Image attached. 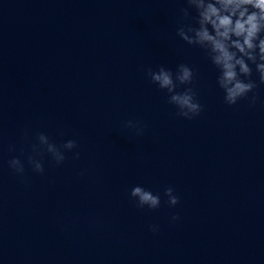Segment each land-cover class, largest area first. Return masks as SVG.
I'll return each mask as SVG.
<instances>
[{
	"label": "clouds",
	"instance_id": "clouds-1",
	"mask_svg": "<svg viewBox=\"0 0 264 264\" xmlns=\"http://www.w3.org/2000/svg\"><path fill=\"white\" fill-rule=\"evenodd\" d=\"M185 3L187 7L181 9L183 20L194 23H182L176 34L186 44L202 49L218 70L216 84L223 91L227 105L232 106L241 99L249 98V93L253 94L249 98L250 103L255 105V90L259 85H264V0H185ZM190 10L195 11L194 17ZM254 71L257 79L252 78ZM145 72L151 83L166 91L168 103L175 106L178 117L191 120L203 111L197 91L192 86L196 74L188 64L177 65L175 72L163 65L156 70L148 67ZM180 86H185L183 91L177 90ZM124 126L135 128L137 135L143 134L146 127L140 121L133 120H128ZM35 140L36 143L30 145L27 161L32 170L40 174L44 172L42 158L45 153L51 156L52 163L59 166L66 160V152L78 148L74 139L57 145L43 132H37ZM13 150L10 146L9 151ZM23 151L21 149L22 154ZM79 155V152H75L73 158L79 159ZM8 165L23 178L25 167L19 157L9 160ZM164 195L170 206L179 203V197L172 187H167ZM130 197L141 209L147 207L155 210L161 204L159 194H153L140 185L132 187ZM178 219V215H173V221ZM150 230L155 232L157 227L152 225Z\"/></svg>",
	"mask_w": 264,
	"mask_h": 264
}]
</instances>
